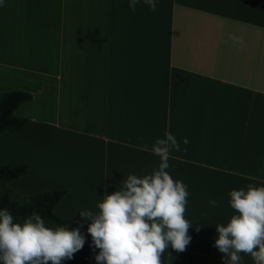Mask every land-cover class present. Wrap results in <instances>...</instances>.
<instances>
[{"label": "crops", "instance_id": "crops-1", "mask_svg": "<svg viewBox=\"0 0 264 264\" xmlns=\"http://www.w3.org/2000/svg\"><path fill=\"white\" fill-rule=\"evenodd\" d=\"M11 90L32 97L14 111L21 129L0 133V164L29 169L5 185L66 189L53 210L69 229L83 225L85 244L61 264H97L79 212L151 173L166 131L187 149L171 151L167 171L188 186L192 227L163 264H224L214 242L234 214L229 192L264 186V0H158L155 12L128 0H4L0 92Z\"/></svg>", "mask_w": 264, "mask_h": 264}, {"label": "clouds", "instance_id": "clouds-1", "mask_svg": "<svg viewBox=\"0 0 264 264\" xmlns=\"http://www.w3.org/2000/svg\"><path fill=\"white\" fill-rule=\"evenodd\" d=\"M140 3L152 12L157 10L158 0H128V7L135 12ZM3 4L0 0V6ZM229 39L243 44L239 36L229 34ZM183 143H189L187 138ZM173 149L187 150L166 131L151 146L152 154L159 157L151 173L129 174L121 188L105 193L97 204L98 211L79 212L82 219L91 221L87 232L92 246L99 249L97 264H163L162 256L169 246L176 252L186 250L192 227L185 217L189 191L167 171ZM229 197L234 214L226 224L216 225L214 246L223 254L224 264H242L241 254L250 256L254 264H264V186L248 184L246 189L231 190ZM208 203L219 206L211 198ZM80 227H48L39 213L21 224L7 209H0V264H61L71 260L85 244Z\"/></svg>", "mask_w": 264, "mask_h": 264}, {"label": "trees", "instance_id": "trees-1", "mask_svg": "<svg viewBox=\"0 0 264 264\" xmlns=\"http://www.w3.org/2000/svg\"><path fill=\"white\" fill-rule=\"evenodd\" d=\"M31 94L22 90L0 92V133L18 132L26 123V118L14 113L22 103L31 100ZM28 163L0 164V209H7L14 221L23 223L33 213H39L45 224L55 226L68 225L70 220L57 215L54 207L66 192L65 188L37 191L28 195L19 194L5 185L9 180L27 173Z\"/></svg>", "mask_w": 264, "mask_h": 264}]
</instances>
